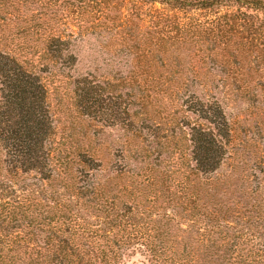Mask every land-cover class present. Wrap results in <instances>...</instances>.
Masks as SVG:
<instances>
[{"label": "rangeland", "instance_id": "rangeland-1", "mask_svg": "<svg viewBox=\"0 0 264 264\" xmlns=\"http://www.w3.org/2000/svg\"><path fill=\"white\" fill-rule=\"evenodd\" d=\"M32 11L22 9L20 15L29 18ZM63 14L67 51L54 62L38 64L45 46L35 44L27 56L47 92L53 126L47 146L68 161L91 159L82 177L90 186L85 191L95 194L100 183L121 212L134 209L142 232L157 238L162 253L178 264H250L257 258L256 240L264 234L262 220L256 225L259 212L252 210L264 204V96L235 89L206 58L207 46L185 44L177 52H163L146 45L161 37L153 28L157 18L168 17L171 26L177 20L203 23L213 13L142 0H84ZM20 26L14 23L2 34L8 38ZM97 84L103 88V106L109 103L123 115L120 119L108 120L106 112L98 118L97 112L85 115L79 90L97 93ZM196 98L218 103L231 130L220 167L206 175L195 171L189 142V129L202 124L182 105ZM167 171L175 182L165 190L161 176ZM74 191L58 189L73 214L104 229L98 198H75ZM99 200L104 203L106 197ZM234 239L240 243L236 251L228 246ZM137 243L121 250L119 264H156Z\"/></svg>", "mask_w": 264, "mask_h": 264}, {"label": "trees", "instance_id": "trees-1", "mask_svg": "<svg viewBox=\"0 0 264 264\" xmlns=\"http://www.w3.org/2000/svg\"><path fill=\"white\" fill-rule=\"evenodd\" d=\"M83 1L0 0V35L4 33L3 28L21 23L8 38L4 34L0 37L3 41V49H0V264H119L121 250L136 242L147 250L150 260L156 264H178L162 253L164 248L157 238L142 232L134 209L128 207L121 212L110 201L108 192L99 187L100 183H97L95 194L85 191L90 186L86 187V182L83 184L82 177L85 168L92 165L91 159L80 157L68 161L59 157L56 149L47 146L53 134L47 92L35 73V66L27 59L28 49L36 48L35 44L45 46L44 53L38 52V64L58 60L62 52L67 51L62 29L66 25L63 12L78 9ZM124 1L118 0V3ZM142 1L158 3L171 10L213 13L203 23L177 20L171 26L168 17L157 18L153 28L159 29L161 37L155 44L150 38L146 45H157L163 52L171 49L177 52L185 44L207 46L206 58L223 70L222 74L235 89L247 96L257 92L264 96V0ZM30 7H34L30 17H21L20 11ZM223 9L226 11L219 13ZM119 23H122L121 18ZM172 83L165 79L166 86ZM80 91L86 116L97 112L98 118L106 112L108 120L121 118L122 114L114 107L109 108V103H106L107 108L103 106L104 92L99 84L97 93L89 87ZM182 105L202 124L189 129L195 171L202 175L214 173L226 156L225 146L231 134L228 121L216 102L196 98ZM95 170L91 168L90 171ZM169 172L161 176L165 190L170 188L168 183L175 182L173 173ZM29 180L34 183H28ZM59 187L65 192L74 189L76 197L72 198H94L95 195L98 202L97 208L94 207L103 215L104 229L73 214L63 202ZM92 188L96 189L94 185ZM99 197L101 200L106 197L105 204ZM252 210L259 212L256 225L261 220L264 224V204ZM231 241L228 246L236 251L239 240ZM256 241L257 258L250 264H264V234Z\"/></svg>", "mask_w": 264, "mask_h": 264}]
</instances>
